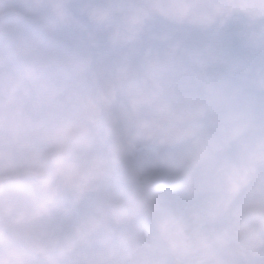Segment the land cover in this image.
I'll use <instances>...</instances> for the list:
<instances>
[{
	"label": "clouds",
	"instance_id": "clouds-1",
	"mask_svg": "<svg viewBox=\"0 0 264 264\" xmlns=\"http://www.w3.org/2000/svg\"><path fill=\"white\" fill-rule=\"evenodd\" d=\"M0 264H264V0H0Z\"/></svg>",
	"mask_w": 264,
	"mask_h": 264
}]
</instances>
